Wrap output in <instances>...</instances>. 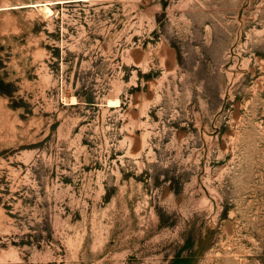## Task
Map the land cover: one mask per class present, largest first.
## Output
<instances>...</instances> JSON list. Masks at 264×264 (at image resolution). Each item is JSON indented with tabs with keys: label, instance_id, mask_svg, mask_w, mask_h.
I'll return each instance as SVG.
<instances>
[{
	"label": "rangeland",
	"instance_id": "obj_1",
	"mask_svg": "<svg viewBox=\"0 0 264 264\" xmlns=\"http://www.w3.org/2000/svg\"><path fill=\"white\" fill-rule=\"evenodd\" d=\"M0 264H264V0H0Z\"/></svg>",
	"mask_w": 264,
	"mask_h": 264
},
{
	"label": "bare ground",
	"instance_id": "obj_2",
	"mask_svg": "<svg viewBox=\"0 0 264 264\" xmlns=\"http://www.w3.org/2000/svg\"><path fill=\"white\" fill-rule=\"evenodd\" d=\"M42 8V7H41Z\"/></svg>",
	"mask_w": 264,
	"mask_h": 264
}]
</instances>
